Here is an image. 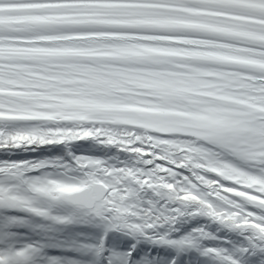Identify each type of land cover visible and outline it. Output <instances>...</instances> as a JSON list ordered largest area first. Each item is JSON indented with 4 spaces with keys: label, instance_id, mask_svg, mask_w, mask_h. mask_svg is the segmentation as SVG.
Listing matches in <instances>:
<instances>
[{
    "label": "snow or ice",
    "instance_id": "1",
    "mask_svg": "<svg viewBox=\"0 0 264 264\" xmlns=\"http://www.w3.org/2000/svg\"><path fill=\"white\" fill-rule=\"evenodd\" d=\"M35 218L175 255L46 257ZM0 264H264V0H0Z\"/></svg>",
    "mask_w": 264,
    "mask_h": 264
},
{
    "label": "rangeland",
    "instance_id": "2",
    "mask_svg": "<svg viewBox=\"0 0 264 264\" xmlns=\"http://www.w3.org/2000/svg\"><path fill=\"white\" fill-rule=\"evenodd\" d=\"M61 191H64L61 189ZM35 223L42 227L35 232H30L26 228L19 231L22 237L30 238L33 242L52 245L44 249L46 257L72 258L77 255L72 250L74 244L99 245L103 242L106 251L115 249L118 252H126L133 245L140 249V257L164 258L175 255L172 247L166 246L162 249L154 247L152 243L143 238L133 239L119 232H107L101 223L96 220H82L71 225H53L51 221L43 218H35ZM140 257H137L139 259ZM43 259V257L41 258Z\"/></svg>",
    "mask_w": 264,
    "mask_h": 264
},
{
    "label": "bare ground",
    "instance_id": "3",
    "mask_svg": "<svg viewBox=\"0 0 264 264\" xmlns=\"http://www.w3.org/2000/svg\"><path fill=\"white\" fill-rule=\"evenodd\" d=\"M201 226L206 227V230H208V231L216 232L217 236L219 237V240L216 242L208 241V240L203 241L205 246H208V247L218 246L224 239L227 238L226 231H224V230L217 231L218 225L210 223L206 218H195V219L185 220L181 224H178L175 226L176 230L170 234V238L178 240L181 237H183L184 235H186L190 232H193L196 228H199ZM101 227H103V225H101ZM156 245L162 246L159 244H156ZM163 247H165V245H163ZM174 251H175V249H174ZM169 254H170V252H168V255ZM167 257H164V258H167Z\"/></svg>",
    "mask_w": 264,
    "mask_h": 264
}]
</instances>
